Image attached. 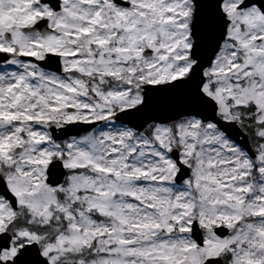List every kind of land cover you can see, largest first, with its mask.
Masks as SVG:
<instances>
[{
    "label": "snow or ice",
    "instance_id": "snow-or-ice-1",
    "mask_svg": "<svg viewBox=\"0 0 264 264\" xmlns=\"http://www.w3.org/2000/svg\"><path fill=\"white\" fill-rule=\"evenodd\" d=\"M0 264H264V0H0Z\"/></svg>",
    "mask_w": 264,
    "mask_h": 264
}]
</instances>
